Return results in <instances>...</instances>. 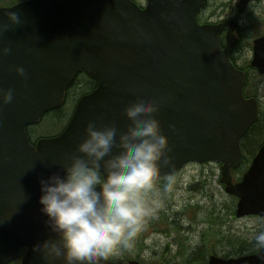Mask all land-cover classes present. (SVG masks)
Returning <instances> with one entry per match:
<instances>
[{"label":"water","instance_id":"obj_1","mask_svg":"<svg viewBox=\"0 0 264 264\" xmlns=\"http://www.w3.org/2000/svg\"><path fill=\"white\" fill-rule=\"evenodd\" d=\"M206 1L148 0L142 8L134 0H26L0 7V23H9L8 12L20 20L0 35V49L11 50L0 55V89L14 93L0 108V264L17 260L23 246L29 251L22 264H47L33 251L57 238L40 211V180L63 175L64 155L82 142L89 121L126 132L132 121L124 108L145 97L161 104L157 118L171 146L158 179L190 162L221 163V182L238 198L237 217H264V145L240 182L232 176L243 162L241 141L260 116L257 100L244 96V72L230 60L238 25L199 24ZM251 1L239 0V12ZM227 27L222 48L218 35ZM252 65L264 75V36L254 41ZM83 71L97 88L81 98L60 136L32 146L26 127L61 107ZM208 264H264V249L239 258L212 256Z\"/></svg>","mask_w":264,"mask_h":264},{"label":"clouds","instance_id":"obj_2","mask_svg":"<svg viewBox=\"0 0 264 264\" xmlns=\"http://www.w3.org/2000/svg\"><path fill=\"white\" fill-rule=\"evenodd\" d=\"M183 0H179L182 3ZM9 23H0V35L20 23L16 12H8ZM9 47L0 55L10 53ZM15 72L27 79L26 70ZM13 89H0V108L12 103ZM161 104L145 97L126 106L123 115L132 126L121 132L115 123L97 126L89 121L77 147L64 155L63 175L40 180V211L56 239L33 247L47 264H106L120 249H132L145 223L159 208L156 181L161 168L170 163L169 137L157 114ZM174 129L175 126L171 125ZM169 178L163 192H171ZM264 249V232L254 237Z\"/></svg>","mask_w":264,"mask_h":264},{"label":"rangeland","instance_id":"obj_3","mask_svg":"<svg viewBox=\"0 0 264 264\" xmlns=\"http://www.w3.org/2000/svg\"><path fill=\"white\" fill-rule=\"evenodd\" d=\"M136 1L144 5L147 0ZM226 1L212 0L206 13L210 15L215 12L214 21L231 15L232 12L218 9L219 5ZM10 2L14 0H0V6ZM240 24L242 27L239 33L241 43L235 57L240 65H246L253 55V39L264 31V1L250 6L241 18ZM249 92L257 96L264 108V76H259L254 71L251 72ZM64 124L65 121L54 122L49 118L36 131L51 134L59 131ZM263 139L264 137H261L259 143ZM220 173V166L216 163H191L176 175L167 177L161 183L156 184L160 195L156 197L159 208L155 215L147 220L132 249H120L112 257L126 254L130 257L141 256L146 262L167 259L173 260L170 261L171 264H182L181 257L176 256L178 245L184 242L187 246L188 259H194L195 253L204 245L202 233L211 228L212 223L209 222L211 219L221 221V224H215L214 228L217 234L225 236L224 244L228 241V236H233L244 241L247 249L254 248L255 235L264 232V218H236L232 215L231 211H235L237 200L226 194L220 183ZM169 178L173 181L172 191L165 193L163 188ZM165 218L170 220L169 225L163 222ZM162 230H172L175 233L167 237L159 232ZM169 242L172 245L166 249ZM215 246L221 254H225L228 249L227 246H223L222 241L217 242ZM14 264H20V261Z\"/></svg>","mask_w":264,"mask_h":264},{"label":"trees","instance_id":"obj_4","mask_svg":"<svg viewBox=\"0 0 264 264\" xmlns=\"http://www.w3.org/2000/svg\"><path fill=\"white\" fill-rule=\"evenodd\" d=\"M248 83H250V78L248 79ZM95 87H96V82L88 78L83 73V74H80L77 77V79L73 82L70 88L71 89L70 92L79 91V93L80 92L83 93V92L93 90ZM54 114H55L54 120L57 119V121L63 120L65 117L61 109L59 111H56ZM261 137H264V108L262 109L261 117L258 120V122L251 128L249 133L243 139L242 146H243V151H244V163L239 170L234 172V176L236 180L240 179L239 175L243 174V172L246 170V168L251 163V160L256 154L258 148L264 143V139L259 143V140L261 139ZM231 212H232V215L235 216V212L234 211H231ZM169 221L170 220L168 218H165L164 220V222L168 223V225H169ZM209 222L210 224L212 223L211 228L209 229L210 231L208 233H205L203 236L204 241H205V247H203L202 249H199L195 253V258L188 260L187 264H191V262L192 264L193 263L194 264H205L207 260V256L210 253L212 252L215 254L217 253V251H214L215 246L213 245V243H211L210 248H208L206 244L209 245L210 239L212 240L217 239V236H219L217 233H215L214 227H215V224H221V221H216V220L211 219ZM163 231L166 232L165 230ZM244 243H245L244 241H241L238 239L228 238V244H227L228 249H226L224 257L239 256V255H243L247 253H254L258 250L257 247L247 249L246 248L247 246H245Z\"/></svg>","mask_w":264,"mask_h":264},{"label":"flooded vegetation","instance_id":"obj_5","mask_svg":"<svg viewBox=\"0 0 264 264\" xmlns=\"http://www.w3.org/2000/svg\"><path fill=\"white\" fill-rule=\"evenodd\" d=\"M236 5H237V1L236 0H229V3H227L226 8L228 7L227 9L229 11L234 12L235 11L234 8H236ZM231 15L233 16V13ZM223 35L224 36H222L221 38L226 37V32L223 33ZM232 58H233V60L237 61V58L235 57V54L232 55ZM80 97L81 96L77 94V91H75L74 93L67 95L66 101L70 98L71 101L75 102L76 105H77V102L79 101ZM31 128H32V133H30L29 135H30V139H31L32 144L35 145L36 142L39 139H41V138H43L45 136L42 135L40 132L36 131L37 130L36 126H34V127L32 126ZM23 251L26 252L27 248H24ZM125 260H128V258H125Z\"/></svg>","mask_w":264,"mask_h":264}]
</instances>
